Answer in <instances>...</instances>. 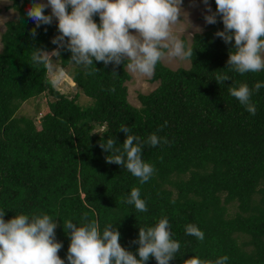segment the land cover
<instances>
[{
  "label": "trees",
  "instance_id": "trees-1",
  "mask_svg": "<svg viewBox=\"0 0 264 264\" xmlns=\"http://www.w3.org/2000/svg\"><path fill=\"white\" fill-rule=\"evenodd\" d=\"M32 0H10L16 17L4 23L0 33V210L7 221L16 214H49L56 221L55 240L62 244L58 255L65 264L70 231L63 223L78 226L93 220L102 233L111 225L120 233L119 243L139 259V228L155 226L167 218L171 238L180 244L169 264H207L228 256L226 264H264V70L243 75L227 67L234 38L226 44L215 36L217 23L191 36L186 50L193 56L188 67L171 69L159 61L150 82L157 85L138 93V106L127 100L123 65L95 61L88 75L71 62V53L60 49L59 65L74 66L68 75L90 103H77L53 88L46 69L34 65L35 48H57L58 22H35L26 12ZM215 12V0H208ZM68 11H71L69 6ZM45 14H51L46 8ZM93 19L99 24V15ZM36 28L37 35L29 33ZM46 29V30H45ZM67 40V38H65ZM234 51V49H231ZM115 70V71H113ZM218 74L229 80L217 83ZM247 84L253 90L247 111L229 89ZM47 94L53 98L36 128L32 119L16 116L20 104ZM166 122V126H165ZM142 140L155 133L168 143L144 144L142 160L155 171L141 184L125 167L106 163L100 142L116 140L123 149L126 134ZM98 129L97 132L93 131ZM101 128V130H99ZM96 129V130H97ZM140 189L147 211L126 203L131 189ZM87 214V220L84 215ZM188 224L204 233V240L187 235ZM144 264H157L149 257Z\"/></svg>",
  "mask_w": 264,
  "mask_h": 264
},
{
  "label": "clouds",
  "instance_id": "clouds-1",
  "mask_svg": "<svg viewBox=\"0 0 264 264\" xmlns=\"http://www.w3.org/2000/svg\"><path fill=\"white\" fill-rule=\"evenodd\" d=\"M203 3L207 9L206 23H217L218 14L222 19L223 30H217L215 36L226 44L234 38L235 44L231 48L234 51H229L227 67L241 75L264 70V0H215V12L208 0ZM49 6L51 14H45L44 9ZM181 11L182 0H47V4L32 0L27 17L35 22L36 28L41 24H52L55 17L59 33L52 38L57 48L51 52L35 48L32 63L46 69L50 77L48 82L55 89L66 78L64 69L57 67L52 59L53 56L60 57L61 48L70 51L71 62L82 66L88 75L92 74L94 58L106 66L127 62L131 73L151 78L159 61L165 58L187 60L193 56V50H186L184 41L173 32ZM95 14L99 15V24L93 19ZM36 28L29 33L32 38L37 35ZM215 80L222 84L229 76L218 74ZM261 87L264 84L256 83L254 90L258 92ZM229 92L255 115L256 107L250 102L253 90L247 84L232 87ZM119 130L126 134L122 151L115 147L116 140L112 138L100 142L105 153H116L106 155V163L125 167L141 184L148 182L155 169L142 160L144 144L156 146L169 141L155 133L142 140L129 134L130 129L126 126ZM126 203L134 205L139 212L148 210L137 187L131 189ZM4 215L5 210H0V264H65L58 255L62 244L55 240L57 224L52 216L16 214L6 221ZM84 219L87 220V214ZM63 226L66 232L71 230L67 253L70 264H144L149 257H154L157 264H169L180 249L179 242L171 238L166 217L155 226L139 228L138 238L133 241L139 245V259L121 246L120 233L111 225L102 233L95 220L81 226L67 220ZM185 231L187 235L204 240L203 231L194 224L186 225ZM228 259L225 255L215 264H226ZM191 264L207 262L197 258Z\"/></svg>",
  "mask_w": 264,
  "mask_h": 264
},
{
  "label": "rangeland",
  "instance_id": "rangeland-1",
  "mask_svg": "<svg viewBox=\"0 0 264 264\" xmlns=\"http://www.w3.org/2000/svg\"><path fill=\"white\" fill-rule=\"evenodd\" d=\"M38 2L47 4V0H38ZM10 0H0V33L4 29V23L7 20L14 19L16 17V12L9 8ZM46 9L51 12V7H46ZM207 12V9L203 3V0H182V11L180 20L177 24L173 26V32L176 36H178L181 40L184 39L186 45L188 46L191 42V36L194 33L202 32L206 29L208 23L205 22L204 16ZM54 22H58V20L53 17ZM199 29V30H198ZM133 31L134 30H130ZM1 47V43H0ZM51 52V51H50ZM53 63L57 67H61L59 65L58 58L53 56ZM161 63L171 69H175L177 67H188V60H180L178 58L168 59L165 58L161 60ZM74 66V64H70L69 66L64 67V71L66 73V78L64 83L56 90L66 96H73L78 93V97L76 99L77 103L84 106L90 103V99L85 97L82 93L79 92V89L74 85L71 81L68 71ZM62 68V67H61ZM126 70L130 74V79L125 82L127 88V100L133 106H138L139 102L137 100L138 93H148L151 91L156 85L157 81L150 82L147 77H140L136 74L131 73L126 66ZM47 77L49 74L47 73ZM53 98L47 94H41L37 97L30 98L20 104L15 115L16 116H25L31 118L35 127H39V118L42 114H44L48 108L47 103L52 101ZM97 129V128H96ZM94 129L93 131L97 132L98 129ZM101 130V128H99Z\"/></svg>",
  "mask_w": 264,
  "mask_h": 264
}]
</instances>
